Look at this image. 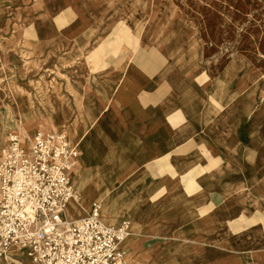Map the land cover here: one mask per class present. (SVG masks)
Masks as SVG:
<instances>
[{
  "label": "rangeland",
  "instance_id": "rangeland-1",
  "mask_svg": "<svg viewBox=\"0 0 264 264\" xmlns=\"http://www.w3.org/2000/svg\"><path fill=\"white\" fill-rule=\"evenodd\" d=\"M67 4L74 5L81 31L87 28L91 36L118 20L132 23L141 44L168 56L169 75L178 86L188 88L189 96L197 95L199 88L204 98L212 93L219 100V112L210 117L204 138L226 159L217 176L227 210L229 214L264 210V0H0V156L9 129L16 130L5 127V97L19 86V75L4 61L3 34L15 36L23 18L54 15ZM31 60L28 66L33 70L40 67ZM59 128L72 142L79 141L76 129ZM145 140L141 132L127 133L111 145L97 141V163L78 167L90 178V193H99L106 178H113L111 189L94 202L102 204L108 223L129 222V263L264 264L258 235L233 236L215 215L197 214L201 200L195 193L196 158L188 157L186 188L177 169L171 191L161 198L151 195V155ZM82 177L75 176L74 183L84 200L87 184ZM90 206L84 200L79 209L84 212ZM73 210L71 217L82 214ZM248 239L252 247H245ZM0 264L32 261L0 257Z\"/></svg>",
  "mask_w": 264,
  "mask_h": 264
},
{
  "label": "crops",
  "instance_id": "crops-1",
  "mask_svg": "<svg viewBox=\"0 0 264 264\" xmlns=\"http://www.w3.org/2000/svg\"><path fill=\"white\" fill-rule=\"evenodd\" d=\"M73 6L64 5L54 15L25 17L20 33L3 34L6 67L19 75L18 91L5 97V127H16L9 130L28 135L42 130L65 132L60 126L76 129L80 138L76 143L65 133L81 152L73 179L83 176L88 205L114 182L112 177L106 178L105 188L90 193V178L78 170L82 164L88 168L94 165L98 142L111 145L127 133L145 134L151 155L148 183L154 186L151 195L159 198L171 191L173 170L179 169L183 189L187 187L188 157H194L195 193L201 200L197 214L215 215L233 236L258 235L264 256V210L229 214L221 177L217 176L226 159L205 142L210 117L219 112V100L212 93L204 98L199 88L197 95L189 96L188 88L178 86L169 75L168 56L141 44L132 23L118 20L91 36L87 28L81 31ZM30 60L41 68L33 70L28 66ZM198 83L197 87H203ZM84 200L81 197L82 205ZM247 242L245 247H252L253 241Z\"/></svg>",
  "mask_w": 264,
  "mask_h": 264
},
{
  "label": "built area",
  "instance_id": "built-area-1",
  "mask_svg": "<svg viewBox=\"0 0 264 264\" xmlns=\"http://www.w3.org/2000/svg\"><path fill=\"white\" fill-rule=\"evenodd\" d=\"M81 152L63 131H10L0 156V257L32 264H130V224H110L102 204L81 215L73 174ZM75 213V212H73Z\"/></svg>",
  "mask_w": 264,
  "mask_h": 264
},
{
  "label": "bare ground",
  "instance_id": "bare-ground-1",
  "mask_svg": "<svg viewBox=\"0 0 264 264\" xmlns=\"http://www.w3.org/2000/svg\"><path fill=\"white\" fill-rule=\"evenodd\" d=\"M78 179V178H77ZM79 181V180H78ZM20 263V262H19Z\"/></svg>",
  "mask_w": 264,
  "mask_h": 264
}]
</instances>
